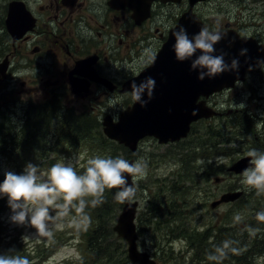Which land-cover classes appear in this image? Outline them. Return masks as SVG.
<instances>
[{
	"label": "rangeland",
	"instance_id": "obj_1",
	"mask_svg": "<svg viewBox=\"0 0 264 264\" xmlns=\"http://www.w3.org/2000/svg\"><path fill=\"white\" fill-rule=\"evenodd\" d=\"M24 1L28 8L35 12L43 5V0ZM2 2L3 0L0 1V61L10 49V41L4 34ZM187 7V4L177 2L159 6V17L155 19L159 29L151 26L144 30L147 38L143 42L142 57L133 62H126L121 71L131 73V70L137 71L142 65L146 66L152 60L158 45L165 39L166 29L171 27L169 25H172L179 12L187 10ZM194 12L206 22L210 30L229 25L239 34L252 36L264 43V0H205L195 5ZM155 32L162 33L164 38H158V35L157 38L154 37ZM30 48L31 45L25 46L23 43L16 45V49L11 53L14 57L10 62L8 76L0 86L1 125L5 122L6 125L12 126V134L20 136L19 139L29 140L35 134V131L31 130L33 125L38 127L36 133L43 134V139L35 140L36 147L32 153L37 154L33 158L29 157L23 170L28 163L37 165L40 173H47L56 163H71L76 171L84 170L87 159L92 158L91 153H104L102 156L115 154V157L133 159V162L141 160L146 165L145 175L135 182V195L129 199L138 202L135 220L138 249L147 251L157 264L230 263L228 259L227 262L226 259L210 260L209 255H213L217 247L208 245L215 237L220 236L237 242L236 239L238 240L240 235L236 232V227L242 221L250 220L254 212L264 211V199L252 195L245 204L225 203L211 208L209 204L213 199H217L228 189H234L238 182L246 187L241 183L242 175L237 179L236 176L226 174L218 168L217 157L212 155V151L219 148L222 153H226L227 156L221 157L220 160L228 165L241 153L252 150L254 135L260 136L263 133L264 64L251 68L245 82L238 83L235 89H224L220 94L219 91L210 96L207 104L213 106L216 103L222 115L216 114L195 122L189 134L179 141L159 143L152 136L144 137L131 153L123 144L104 136L102 120L107 114L117 120L120 112L131 105L133 96L128 92H115L104 97L93 95L90 99H79L73 104L59 98L60 93L43 99V86L58 85V78L50 77L49 74L55 67L51 69V62H43V53L32 55ZM111 65L117 67L119 64L112 62ZM114 67H111L113 72L119 71ZM43 70L49 72L43 75ZM122 79L124 80V77ZM44 113L49 119L47 126L43 125ZM67 122H83V126H87L89 139L78 141L77 134H68L65 125ZM1 125L0 131L5 132ZM3 139L0 134V140ZM214 142L216 143L213 147ZM218 143H222V146H218ZM237 147L245 149L237 154ZM260 147L264 152L262 144ZM8 169L7 163L1 164L2 172ZM215 176H223L222 181H214ZM116 191L118 189L108 190L105 195L111 192L114 199ZM87 199L91 200V197ZM151 203H154V208L156 204L159 205L158 217L162 219L161 222L166 221L167 224L153 228L156 218H151L150 227L145 228L146 220L152 214L157 216L151 212ZM122 204L116 201L112 209V212L116 210L115 215L109 211V216H112L111 219H108V216L106 224L110 230L116 222ZM11 214L6 197L2 220L10 228L17 229L15 234L27 246L32 248L42 245L52 248L45 264H125L124 256L114 255L112 258L107 252L104 253L103 259L98 258L93 262L94 253L86 250L85 242L87 232L97 225V220L89 215L92 214L89 206L85 209V215L90 217L86 228L76 231L71 227L54 226L51 238L35 237V229L12 223ZM72 215H76L74 210L67 219L70 220ZM237 216L240 217L239 220L236 219ZM111 241L121 245L119 251L126 250L124 239L112 231L107 243L110 244ZM234 246L237 245L234 243ZM242 262L264 264V255Z\"/></svg>",
	"mask_w": 264,
	"mask_h": 264
},
{
	"label": "flooded vegetation",
	"instance_id": "obj_2",
	"mask_svg": "<svg viewBox=\"0 0 264 264\" xmlns=\"http://www.w3.org/2000/svg\"><path fill=\"white\" fill-rule=\"evenodd\" d=\"M11 1L14 0H3L2 2L3 11L1 15L4 28L8 4ZM20 1L31 12L35 26L27 30L20 39L14 42L5 28L4 34H6L7 40L10 41V49L3 55V58L8 59L10 66V62L14 57L11 53L19 43H23L25 46L31 45L29 52L32 55L43 53V62H51V69L55 67V70L50 72V77L55 76L58 78V85L43 86V99L51 94L60 93L58 97L65 99L70 104L79 99H90L93 95L104 97L110 93H120L123 83L137 75L145 67L142 65L137 71L131 70V73L121 71L125 68L122 65L126 62H133L142 57L143 42L147 38L144 30L151 26H154L156 30L159 29L158 24L155 22V19L159 17L158 7L168 3H176L172 1L162 2L161 0H43V5L40 6L38 12H35L28 8L24 0ZM177 3L187 4L189 7L188 0H180ZM183 12H185V9L180 11L178 16ZM177 18H174L172 25H169L171 27L166 29V34L175 26ZM81 25H83V28ZM229 28L232 27L229 26ZM225 29L224 27L217 30ZM166 34L164 32V36ZM156 35H158V38L163 36L160 32L153 34L154 37ZM159 46L155 52L159 49ZM15 52H18V50H15ZM17 54L19 55V53ZM112 62L119 65L114 67L111 65ZM111 67L119 71L113 72ZM8 72L9 67L7 76ZM48 72L43 70V75ZM245 80L241 83H244ZM237 84L233 89L236 88ZM125 92L133 96L129 91L121 93ZM210 98L208 97L206 102ZM211 107L217 111L219 116L222 115L216 103ZM234 111H238V109H234ZM262 132L264 133V130ZM263 133L260 136L254 133L251 149L262 152L260 144L264 147ZM220 145L222 146V143H218V146ZM237 148V154L245 149ZM214 151L217 152L212 153V155L217 157L216 164L222 172L236 176L237 179L241 177L243 172L236 174L228 169L236 160L248 156L247 153H241L235 161L226 165L220 159L226 157L227 154L222 153L219 148ZM203 154L211 153L203 152ZM217 177L219 178L217 183L221 182L223 176ZM228 190L242 192L241 196L232 203L239 204L242 202L245 204L246 200H249L252 195L258 199H264V194L258 195L254 189L249 190L247 187L241 186L239 182L234 186V189ZM256 214L257 212H254L250 220L242 221L236 227V232L239 235L245 231L251 233V235L260 236L264 234V222L258 221Z\"/></svg>",
	"mask_w": 264,
	"mask_h": 264
},
{
	"label": "water",
	"instance_id": "obj_3",
	"mask_svg": "<svg viewBox=\"0 0 264 264\" xmlns=\"http://www.w3.org/2000/svg\"><path fill=\"white\" fill-rule=\"evenodd\" d=\"M198 1L203 0H189V9L181 14L175 27L169 31L152 63L122 85L121 92L133 93L131 88L133 82L139 84L145 77L151 76L155 80L152 95L149 97L147 91L143 94V99L148 103L142 106L134 99L130 106L120 112L117 120H113L110 115L103 117V134L123 144L132 152L136 149L138 141L145 136H153L159 143L175 142L186 137L191 123L217 114L206 104V98L220 90L233 87L244 79L247 69L264 63V44L259 43L252 36H239L231 29L218 30L226 33V36L214 46L216 49L214 55H219L223 51L227 54L225 62L228 64L232 59H237L238 70L227 71L214 78L205 77L201 81L198 79V71L191 70V60L177 61L172 50V45L175 43L173 32L183 26L191 37L204 27L201 19L192 12L193 5ZM5 25L14 42L34 26V18L22 1L14 0L8 4ZM242 49H247L245 55H240ZM8 67V59L4 57L0 61V84L7 76ZM200 97L203 99L199 100ZM249 159L250 157L246 156L236 160L228 170L236 174L242 173L249 167ZM128 161L133 162L132 159ZM126 179L127 184L133 186L132 177L129 175ZM218 180L217 176L214 177V181ZM241 194V191H225L217 199L212 200L209 206L215 208L222 203L233 202ZM137 205V201H125L112 230L125 240L130 264H156L146 251H140L137 248L134 222Z\"/></svg>",
	"mask_w": 264,
	"mask_h": 264
},
{
	"label": "clouds",
	"instance_id": "obj_4",
	"mask_svg": "<svg viewBox=\"0 0 264 264\" xmlns=\"http://www.w3.org/2000/svg\"><path fill=\"white\" fill-rule=\"evenodd\" d=\"M172 35L175 40L172 50L176 60H191V70L198 71L199 80L238 70L237 59H232L228 64L225 62L227 54L223 51L214 55V46L226 33L202 27L198 33L189 37L187 30L180 26ZM246 52L247 49H242L240 55H245ZM154 86L155 80L151 76L145 77L139 84L133 82L131 88L134 99L142 106L146 105L148 101L143 99V94L147 91V95L151 97ZM247 155L250 157V166L244 169L241 183L249 190L254 189L258 195L264 194V152L252 149ZM86 164L80 174L71 163H56L47 173H40L38 166L32 163L25 166L22 174L5 172L3 182L0 183V197H7L12 213L10 221L18 226L27 225L35 229L37 238H51L54 226H66L80 231L90 223V217L85 215L89 204L96 206L103 203L104 193L112 189H119L114 196L117 202L123 203L134 197L136 189L127 184L126 177L130 175L135 184L143 178L146 169L141 160L130 163L121 157L98 155L87 159ZM89 197L91 200L87 199ZM73 210L76 215L68 220ZM236 219L239 220L240 217L237 216ZM256 219L264 222V211L258 212ZM229 245V241H224L222 246L217 247V254H210L209 259H222ZM13 253L16 252L10 250V254L0 255V264H33L28 256Z\"/></svg>",
	"mask_w": 264,
	"mask_h": 264
},
{
	"label": "trees",
	"instance_id": "obj_5",
	"mask_svg": "<svg viewBox=\"0 0 264 264\" xmlns=\"http://www.w3.org/2000/svg\"><path fill=\"white\" fill-rule=\"evenodd\" d=\"M1 125V123H0ZM43 125L47 126L49 125V119L43 114ZM67 126L66 130L68 134H77L78 135V141L80 140H86L89 139L87 135V126H83V122H76V123H69L67 122L65 124ZM2 128L5 129V132H1L0 134L3 135V140H0V183L3 182L4 174L5 172L11 171L16 174H21L24 165L30 158H33L34 155L37 153H32L35 150V140L37 138L43 139L42 133H36L38 130V127L33 125L31 126V130L35 131V134L29 139H19V137L12 134V129L10 125H6L5 122L2 123ZM89 126V125H88ZM194 124H192V127ZM43 127V126H42ZM191 127V130H192ZM215 143H212V146H215ZM5 146V147H4ZM216 149V148H215ZM214 149V150H215ZM217 151H213V153H216ZM91 157L94 156H101V157H113L115 158V154H111L102 156L104 153H91ZM43 155V153H42ZM40 156V155H39ZM46 159V158H45ZM7 163L9 169L5 172L1 171V164ZM185 165V164H184ZM82 173L83 169L77 170V173ZM106 193V192H105ZM104 193V200L103 203L98 204L96 206H92L89 204L90 212L92 214H89L94 217V220H97V225L91 230L87 232L86 235V242L85 247L86 250L89 252L94 253L93 254V262H96L98 258L103 259L105 257V252L110 253L111 257L114 258V255L117 256H124L125 264L128 263L127 257L125 255L126 250L123 249L122 251H119L121 245L117 243H113L111 241L110 244L107 243V240L109 238V235H111L110 227L107 228V218L109 216V211L114 207L116 204L115 199L112 198L113 194L105 195ZM110 195V196H109ZM6 204V197H0V255L3 254H10V250L13 252H16L22 256H28V258L33 261V264H45V261L48 259L49 254L51 253L52 248H47L42 245H35L34 247H29L25 243L22 242V240L18 237V235L15 234L17 232L16 228H10L3 220H2V213L5 209ZM154 203L150 204L151 212L157 214V216H154L152 214L151 217H149L145 224L147 226L145 228L150 227L151 218H156L153 222V228L159 227L160 225H163L164 223L167 224L166 221H162L158 217L159 214V205L156 204V207L153 206ZM154 208V209H153ZM116 210L114 209L112 214L115 215ZM150 215V214H149ZM112 216V215H111ZM111 216H109L108 219H111ZM94 223V222H93ZM114 233V232H113ZM224 241H229L230 245L229 248L225 250L226 255L222 259H227L230 261L228 264H247L242 261H246L248 258L253 257H259L264 255V234L263 235H251V233L245 231L244 234L241 235L239 239L234 242V240L225 239L221 236L214 239L212 243H210L209 247H219L222 246ZM235 245L237 246H234ZM43 248H42V247ZM53 247V245H51ZM239 246V247H238ZM233 247L235 248V251H233ZM42 248V249H41ZM13 253V254H16ZM216 250L213 251V255H216ZM110 257V258H111ZM233 260V261H232Z\"/></svg>",
	"mask_w": 264,
	"mask_h": 264
},
{
	"label": "bare ground",
	"instance_id": "obj_6",
	"mask_svg": "<svg viewBox=\"0 0 264 264\" xmlns=\"http://www.w3.org/2000/svg\"><path fill=\"white\" fill-rule=\"evenodd\" d=\"M154 211V210H153Z\"/></svg>",
	"mask_w": 264,
	"mask_h": 264
}]
</instances>
